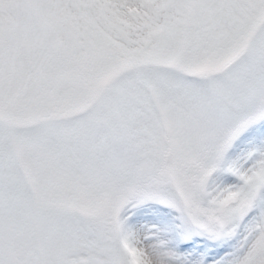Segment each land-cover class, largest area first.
<instances>
[{"label": "snow or ice", "instance_id": "obj_1", "mask_svg": "<svg viewBox=\"0 0 264 264\" xmlns=\"http://www.w3.org/2000/svg\"><path fill=\"white\" fill-rule=\"evenodd\" d=\"M0 264H264V0H0Z\"/></svg>", "mask_w": 264, "mask_h": 264}]
</instances>
